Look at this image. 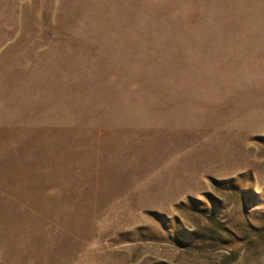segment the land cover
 <instances>
[{"label": "rangeland", "instance_id": "1", "mask_svg": "<svg viewBox=\"0 0 264 264\" xmlns=\"http://www.w3.org/2000/svg\"><path fill=\"white\" fill-rule=\"evenodd\" d=\"M0 264H264V0H0Z\"/></svg>", "mask_w": 264, "mask_h": 264}]
</instances>
